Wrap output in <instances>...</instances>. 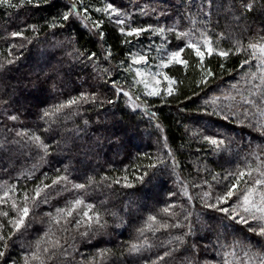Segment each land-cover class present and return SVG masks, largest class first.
Wrapping results in <instances>:
<instances>
[{"label":"trees","instance_id":"obj_1","mask_svg":"<svg viewBox=\"0 0 264 264\" xmlns=\"http://www.w3.org/2000/svg\"><path fill=\"white\" fill-rule=\"evenodd\" d=\"M106 1L0 3V264H264V216L244 203L264 193V0H202L217 50L171 34L163 96L133 85Z\"/></svg>","mask_w":264,"mask_h":264},{"label":"rangeland","instance_id":"obj_2","mask_svg":"<svg viewBox=\"0 0 264 264\" xmlns=\"http://www.w3.org/2000/svg\"><path fill=\"white\" fill-rule=\"evenodd\" d=\"M178 2L179 0H119L118 3L106 1L102 7L111 24L133 44L132 50L128 53L126 67L133 85L138 86L143 94L149 95V92L157 90L159 95L163 96L167 95L168 89L172 87V84H169V79H172L165 68L175 62H170L172 54H180L181 51L173 45L172 35H176V38L183 36L182 43L187 44L191 48V53L196 56H201L197 55V49L202 55L217 50L209 42V36L199 27L201 26L199 19L208 14L206 8L201 7L203 1L199 0L195 7L184 10L187 21L182 24L176 21L170 12L171 7ZM97 10L99 9H95L94 12L99 14ZM198 13L202 15L198 16ZM144 16H150V19L141 23L139 18ZM133 29L144 31L136 35L132 32ZM260 46L264 44L258 45L254 54L258 58L256 64L258 67L255 68L257 74L264 73V52ZM179 59L182 61L180 55ZM249 195V200L252 198L255 207H264V193L261 190L251 191ZM259 214L264 216L262 212Z\"/></svg>","mask_w":264,"mask_h":264},{"label":"snow or ice","instance_id":"obj_3","mask_svg":"<svg viewBox=\"0 0 264 264\" xmlns=\"http://www.w3.org/2000/svg\"><path fill=\"white\" fill-rule=\"evenodd\" d=\"M0 3L8 4V3H10V0H0ZM109 7H111V6H109ZM64 19H68V16L65 15ZM142 31H144V29H133V30H132V32L135 33L136 35H139ZM20 34H21V33H12L13 36H18V35H20ZM129 34H131V33H129ZM189 46H190V47H193V48L196 47L195 45H189ZM249 47L255 48V47H257V45H249ZM260 47H261V51L264 52V46H260ZM181 51H183V49H181ZM219 54L222 55V56H227V55H228L227 52H221V53H219ZM179 55H180L179 53H174V54H172V57H171V59H170V62L175 61V62H177V63H181L182 61H180V59H179ZM197 55H201V58H202V54L200 53L199 49H197ZM183 63H186V62H183ZM244 63H247V61H245ZM210 74H211V73H209V75H210ZM172 83H174V81H172V80L169 79V84L171 85ZM148 94H149V95H159L160 93H159V91H157V90H153V91L149 92ZM168 94H169V95L172 94V89H171V87L168 89ZM82 98H83V97H82ZM77 102H78L77 100H72V101H69V104H75V103H77ZM61 107H64V105H62ZM57 111H59V109H57ZM45 115L47 116V115H49V113H48V112H45ZM12 118L15 119V117H12ZM37 139H38V138H37ZM211 143H216V141H215V140H212ZM243 175H244V173H240V177H242ZM240 177H237V179L239 180ZM53 183H56V181H54ZM256 183H261V181L258 180V181H256ZM75 187H83V185H76ZM235 187H236V186L233 185V188H235ZM233 194H234L233 191H232V190H229V192L226 193V196H225V197H221L220 199H221V200H224V199H226V198H230ZM37 195H39V190H37ZM80 203H82V202L79 201V200H77V201L75 202V204L73 205V208H75V206H76V205H79ZM244 203H245V204H248V203H249V196H248V195H245V196H244ZM14 206H15V205H14ZM253 207H255V205H253ZM256 210H257L258 212H262V213H264V207H258V208H256ZM22 211H23L24 216H26V215L28 214V209H27L26 207H25ZM59 211H62V212H63L64 210L61 209V210H59ZM164 211L167 212L168 209H164ZM223 211H227V209H223ZM244 211H245V212H248V211H249V208L245 207ZM4 215H7V213H4ZM67 215H68V216H71V215H72V209L68 210ZM85 216H87V213H85ZM150 219H153V220H154L155 217H152V218H150ZM252 219H264V217H259V218H258V217L253 216ZM22 222H23V216H22V217L20 218V220L17 222L16 227L19 228V226H20V224H21ZM240 222H241V223H245V224H247V223H248V220L245 219L244 217H241ZM77 223H79V222H77ZM162 227H167V225H162ZM249 230L251 231L252 229H249ZM258 235L264 236V226H262V227L259 228ZM0 239H3V237H0ZM133 248H135V246H133ZM45 251H47V249H45ZM3 255H4V253H3V252H0V256H3Z\"/></svg>","mask_w":264,"mask_h":264}]
</instances>
